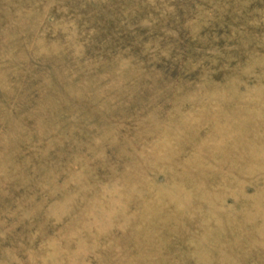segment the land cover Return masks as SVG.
Listing matches in <instances>:
<instances>
[{
	"label": "rangeland",
	"instance_id": "1",
	"mask_svg": "<svg viewBox=\"0 0 264 264\" xmlns=\"http://www.w3.org/2000/svg\"><path fill=\"white\" fill-rule=\"evenodd\" d=\"M0 264H264V0H0Z\"/></svg>",
	"mask_w": 264,
	"mask_h": 264
}]
</instances>
